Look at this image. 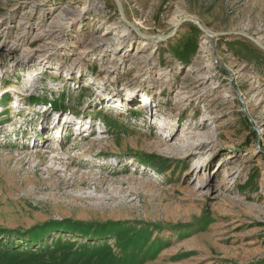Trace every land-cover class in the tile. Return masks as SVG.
I'll list each match as a JSON object with an SVG mask.
<instances>
[{
	"label": "rangeland",
	"instance_id": "374dc122",
	"mask_svg": "<svg viewBox=\"0 0 264 264\" xmlns=\"http://www.w3.org/2000/svg\"><path fill=\"white\" fill-rule=\"evenodd\" d=\"M120 1L0 0V264H264V0Z\"/></svg>",
	"mask_w": 264,
	"mask_h": 264
},
{
	"label": "water",
	"instance_id": "95a60500",
	"mask_svg": "<svg viewBox=\"0 0 264 264\" xmlns=\"http://www.w3.org/2000/svg\"><path fill=\"white\" fill-rule=\"evenodd\" d=\"M114 3L118 6L119 8V14H120V17L122 19V21L124 22L125 25H127L128 27H130L131 30H133L136 34L142 36V37H145L147 39H154V40H168L170 38H172L174 35H175V32L179 29V27H175L170 33L168 34H159V35H147V34H144L142 33L138 27H136L126 16V13H125V8H124V5L122 4V2L120 0H114ZM184 21L186 22H190V23H193L194 25L198 26L201 30L205 31L206 34L210 37V38H213L215 36H233V35H236V36H241V37H244L248 40H250L251 42H253L255 45H257L262 51H264V44L257 40L255 37L249 35L248 33H245V32H226V33H218V34H212V33H209L207 32L203 26L201 25V23L197 20H194L192 18H188V19H185Z\"/></svg>",
	"mask_w": 264,
	"mask_h": 264
},
{
	"label": "bare ground",
	"instance_id": "6f19581e",
	"mask_svg": "<svg viewBox=\"0 0 264 264\" xmlns=\"http://www.w3.org/2000/svg\"><path fill=\"white\" fill-rule=\"evenodd\" d=\"M134 25H135V24H134ZM135 26H136V25H135ZM129 32H130V31L126 29V30L123 31V34H124V35H125V34H129ZM144 45H148V42L144 41ZM119 53H120V52H119ZM41 60L44 62L43 59H41ZM1 115H2V113H1Z\"/></svg>",
	"mask_w": 264,
	"mask_h": 264
}]
</instances>
